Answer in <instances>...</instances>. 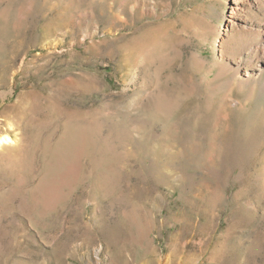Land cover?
Masks as SVG:
<instances>
[{
  "label": "rangeland",
  "instance_id": "rangeland-1",
  "mask_svg": "<svg viewBox=\"0 0 264 264\" xmlns=\"http://www.w3.org/2000/svg\"><path fill=\"white\" fill-rule=\"evenodd\" d=\"M0 264H264V0H0Z\"/></svg>",
  "mask_w": 264,
  "mask_h": 264
},
{
  "label": "bare ground",
  "instance_id": "bare-ground-1",
  "mask_svg": "<svg viewBox=\"0 0 264 264\" xmlns=\"http://www.w3.org/2000/svg\"><path fill=\"white\" fill-rule=\"evenodd\" d=\"M13 138L9 134H0V149L6 146L7 144L11 143Z\"/></svg>",
  "mask_w": 264,
  "mask_h": 264
}]
</instances>
